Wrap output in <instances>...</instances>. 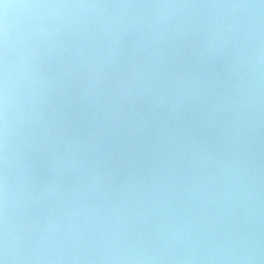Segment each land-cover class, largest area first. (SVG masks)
<instances>
[{
  "label": "water",
  "instance_id": "1",
  "mask_svg": "<svg viewBox=\"0 0 264 264\" xmlns=\"http://www.w3.org/2000/svg\"><path fill=\"white\" fill-rule=\"evenodd\" d=\"M207 11L193 10L187 18ZM50 43L52 54L39 67V120L17 140V219L40 228L61 216L83 173L62 163L52 134H75L85 141L92 138L89 157L99 161L98 184L81 193V199L105 215L111 211V222L118 217L129 237L151 245L165 228L185 229L193 238L204 232L217 244L247 237L255 245L251 264H264V116L254 115L243 137L232 139L233 114L227 102L242 71L232 49L208 50L195 28L175 36L159 46L164 62L158 70L192 82L185 99L173 108L168 101L161 104L134 94L115 99L105 119L86 94L84 77L72 71L70 57L59 54L57 41ZM112 57L106 93L112 77L131 71L148 53L129 37ZM233 164L242 170L247 198L229 194L226 181ZM228 250L227 244L208 248L201 243L196 254L209 264ZM184 253L177 242L174 255Z\"/></svg>",
  "mask_w": 264,
  "mask_h": 264
},
{
  "label": "clouds",
  "instance_id": "2",
  "mask_svg": "<svg viewBox=\"0 0 264 264\" xmlns=\"http://www.w3.org/2000/svg\"><path fill=\"white\" fill-rule=\"evenodd\" d=\"M198 9L208 11L187 18ZM193 28L208 50L231 48L242 69L227 102L233 114L232 139L239 141L253 116H264V0H0V264H202L196 254L201 243L229 246L227 254L213 256L209 264H251L255 245L247 237L217 244L204 232L193 238L185 229L165 228L149 245L122 231L118 217L111 222V211L105 215L81 199L99 181V161L89 157L91 137L85 141L75 134H52L62 163L83 173L61 216L33 228L15 213L17 140L39 120V67L52 54L50 42L57 41L59 54L70 57L72 71L84 77L86 94L107 119L114 100L130 95L168 101L173 108L185 99L192 82L158 70L164 62L159 46ZM129 37L148 57L112 77L106 93L113 51ZM229 172V194L247 198L242 170L233 164ZM177 242L185 247L183 255H174Z\"/></svg>",
  "mask_w": 264,
  "mask_h": 264
}]
</instances>
